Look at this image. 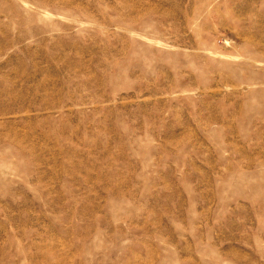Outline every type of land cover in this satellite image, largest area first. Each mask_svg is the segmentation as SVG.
<instances>
[{
	"label": "rangeland",
	"instance_id": "1",
	"mask_svg": "<svg viewBox=\"0 0 264 264\" xmlns=\"http://www.w3.org/2000/svg\"><path fill=\"white\" fill-rule=\"evenodd\" d=\"M0 264H264V0H0Z\"/></svg>",
	"mask_w": 264,
	"mask_h": 264
}]
</instances>
